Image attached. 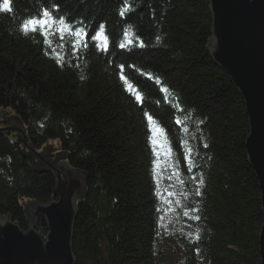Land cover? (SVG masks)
I'll return each mask as SVG.
<instances>
[{
    "label": "trees",
    "instance_id": "16d2710c",
    "mask_svg": "<svg viewBox=\"0 0 264 264\" xmlns=\"http://www.w3.org/2000/svg\"><path fill=\"white\" fill-rule=\"evenodd\" d=\"M52 2L73 22L103 23L105 31L76 58L58 35L49 47L18 30L40 0H9L11 12L0 0V217L27 230V204L52 200L55 176L35 165L29 147L42 152L57 141L65 162L87 174L75 264H261L264 213L246 149L249 116L208 50L210 1L131 0L124 16L123 0ZM121 64L142 102L125 90Z\"/></svg>",
    "mask_w": 264,
    "mask_h": 264
},
{
    "label": "water",
    "instance_id": "95a60500",
    "mask_svg": "<svg viewBox=\"0 0 264 264\" xmlns=\"http://www.w3.org/2000/svg\"><path fill=\"white\" fill-rule=\"evenodd\" d=\"M209 1L212 36L208 50L244 98L250 127L246 149L260 184L264 213V0ZM8 129L11 134L15 127ZM29 149L35 165L55 176V195L47 204H27V230L10 216L0 217V264H75L74 230L78 203L87 194V174L65 162L68 155L57 141L50 142L42 152ZM44 221L47 231L42 229ZM259 240L264 264V223Z\"/></svg>",
    "mask_w": 264,
    "mask_h": 264
},
{
    "label": "snow or ice",
    "instance_id": "6c2138e0",
    "mask_svg": "<svg viewBox=\"0 0 264 264\" xmlns=\"http://www.w3.org/2000/svg\"><path fill=\"white\" fill-rule=\"evenodd\" d=\"M43 4H48V6H42ZM132 7L131 0H123V7L120 11V15L124 16L126 12H128ZM2 10L4 12H11L12 8L10 7L9 0H3ZM133 26L127 25L123 30V36L125 38L128 37L130 31H132ZM18 30L21 32L22 35L28 37L30 34L35 35L39 34L43 37V43L52 47L51 44V36L58 35L61 41V47H71L72 55L76 58L80 57V49H84L85 51L88 48L89 41H91L94 45L97 39L101 36V34L105 31V25L103 23L99 24L96 29L90 27V25L83 23L81 20L72 21L70 18V14L68 13H61L60 4L58 2L53 3L52 0H40V3L37 6L36 14L25 19L20 25ZM65 37H69L71 39L70 45H65L63 41ZM157 41L160 40V37H156ZM131 43V41H129ZM99 47L98 45H96ZM121 48L124 47V44L121 43L119 45ZM140 47H143V43L141 42ZM103 51H107V48L102 49ZM55 51V49H53ZM47 55V53H45ZM57 62L61 63V58L57 56ZM65 62L71 65V61H67L65 58ZM63 66V64H61ZM79 67V65H76ZM124 65L121 64L118 66L119 70V78L126 86L125 90L130 94L133 95L137 102H142V96L140 95V90L134 89V85L129 83V80L124 75ZM131 67V66H130ZM81 79H85L84 76L80 77ZM159 82V81H157ZM162 91L164 93H168V88H163ZM177 107H179V98L177 97ZM183 111V109H181ZM144 116L147 120L149 131H152V124L154 122L153 116H151L148 112L144 113ZM188 119V117H185ZM177 123H181V121H177ZM187 131V129H185ZM151 141V138H149ZM208 145L205 144L204 147L206 148ZM189 159L191 158L192 149L189 148ZM191 167V165H190ZM181 183H184L181 181ZM205 183L203 178L199 180V186L196 189L195 194L197 196L201 195L200 186H203ZM192 211H197V209L193 208ZM188 215L186 211L184 213ZM194 219L199 220V216L193 217ZM200 236H196V240L199 241ZM199 252V249H196Z\"/></svg>",
    "mask_w": 264,
    "mask_h": 264
},
{
    "label": "rangeland",
    "instance_id": "374dc122",
    "mask_svg": "<svg viewBox=\"0 0 264 264\" xmlns=\"http://www.w3.org/2000/svg\"><path fill=\"white\" fill-rule=\"evenodd\" d=\"M172 261H173V262H170L171 264H173V263L175 262V260H173V258H172Z\"/></svg>",
    "mask_w": 264,
    "mask_h": 264
}]
</instances>
